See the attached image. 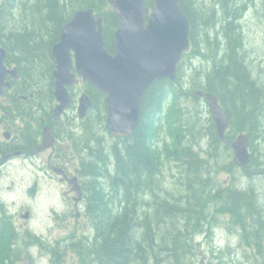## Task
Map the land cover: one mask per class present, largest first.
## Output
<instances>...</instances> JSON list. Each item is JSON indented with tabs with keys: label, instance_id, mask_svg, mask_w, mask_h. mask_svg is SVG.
<instances>
[{
	"label": "trees",
	"instance_id": "trees-1",
	"mask_svg": "<svg viewBox=\"0 0 264 264\" xmlns=\"http://www.w3.org/2000/svg\"><path fill=\"white\" fill-rule=\"evenodd\" d=\"M181 3L191 22L192 44L179 68L195 55L210 61L206 80L199 84L218 95L230 121L229 135H250L251 163L245 168L234 158L224 163L222 152L226 150L215 133L214 147L206 148L203 140L197 145L193 137L197 131L189 118L187 121V106H180L181 111L172 115L180 97L189 91L181 92L177 81L156 80L144 94L133 133L117 137L104 155L93 148L79 168L84 188L87 181L91 225L88 233L68 238L65 249L62 242L51 247L54 264L65 262L69 250L78 257L72 264H196L197 234L211 231L220 222L239 231L238 247L245 249L250 264H264V202L254 182L257 179L244 186L236 178L224 184L214 180L211 172L242 171L249 177L264 174V62L257 70L248 61L239 0ZM148 4L152 5L151 0ZM86 7H94L104 16L106 44L113 52L117 16L108 0H2L0 32L10 31L5 35L6 45L18 56L22 77L32 79L22 86L18 82L17 90L51 97L53 85L40 82L49 77L51 48L63 23L78 8ZM207 26L215 30L204 31ZM192 96L198 100L193 92ZM192 111L197 114V108ZM208 125L214 128L211 117ZM202 154L210 162L221 157L223 162L210 167ZM165 166L176 171L174 187L167 186ZM18 229L0 201V264L22 261L26 244L33 242L27 232L20 234Z\"/></svg>",
	"mask_w": 264,
	"mask_h": 264
},
{
	"label": "water",
	"instance_id": "water-1",
	"mask_svg": "<svg viewBox=\"0 0 264 264\" xmlns=\"http://www.w3.org/2000/svg\"><path fill=\"white\" fill-rule=\"evenodd\" d=\"M109 0L117 15L115 29V53L110 52L104 38V18L96 16L94 8L78 9L65 22L59 41L53 48L57 61L54 70L55 95L62 105L56 115L69 103L67 86H73L76 76L108 94V125L116 135L131 134L140 121L144 92L156 80L169 77L175 79L176 66L183 53L190 48L191 23L181 0ZM72 51H74L75 64ZM8 50L0 40V94L11 86L7 74L19 76L18 67L5 64ZM196 95L206 98L214 118L218 135L225 139L230 125L224 106L212 92L196 89ZM92 105L87 94L80 97L79 111L83 116ZM48 134V129L46 130ZM250 135L241 133L228 143L234 150L236 163L241 167L250 164ZM30 195L35 188L28 189ZM26 212L23 217H28Z\"/></svg>",
	"mask_w": 264,
	"mask_h": 264
},
{
	"label": "rangeland",
	"instance_id": "rangeland-1",
	"mask_svg": "<svg viewBox=\"0 0 264 264\" xmlns=\"http://www.w3.org/2000/svg\"><path fill=\"white\" fill-rule=\"evenodd\" d=\"M2 0L0 1V3ZM243 11V18L241 19V28L244 35V45L247 52L248 61L254 62V66L257 70L262 68L264 62V13L262 11V3L260 0H246L241 5ZM221 15H224L222 12ZM216 18V17H215ZM222 18V16H220ZM215 29L212 26H207L204 31L213 32ZM217 31V29H216ZM264 65V64H263ZM212 64L209 60H206L203 56L195 55L191 59H187L185 65L182 66L183 83H185V89L191 93L195 88L200 87L203 81H205L206 71L211 69ZM258 73V72H256ZM194 79L196 83H194ZM185 104L187 105V121L190 120V124H194L193 129L197 131L195 137V143L198 145V141H204L207 145L209 138L207 136L208 118L211 115L207 102L200 98L197 101L191 97H187ZM197 108V114L195 115L192 109ZM180 112V109H173L172 115L176 112ZM238 133L235 134V136ZM92 137V134H90ZM167 136V135H166ZM189 136V135H188ZM191 136V135H190ZM109 143V142H106ZM99 147L97 143L93 144V148ZM208 147V146H207ZM110 144H106L104 152H109ZM198 149V147H197ZM108 150V151H106ZM198 151V150H197ZM228 154V155H227ZM199 155V153H198ZM233 155V151L229 150L226 153L222 152V156L225 159L224 163L230 161ZM206 154H202L201 159L209 161V166L214 167L216 163H222L223 158L220 160L211 161L206 158ZM47 167L38 162L32 160H24L22 158H15L11 162H7L4 165H0V201L4 203L5 208L13 214L14 220L19 227H22V220H20L21 213L28 207L31 209L33 218L30 222V227H26L33 232H38L39 236L44 240L40 242H30L26 244V247L30 249L26 252L22 263L29 262L30 264H54L53 252H48L43 245L49 243L50 245L58 243H64V249L69 242H66L73 234L82 236L84 233H88L89 226L85 228V218H78L75 214L68 213V207L66 205V199L63 197L64 191L62 184L56 179L51 178L50 175H45ZM165 172L167 174V182L169 187H174V173L175 169L171 172V169L165 166ZM212 177L220 183L227 184L232 179L236 178L239 181V185L244 186L248 182L254 181L258 185L260 200L264 202V174H257L255 177L245 176L244 173L238 171L236 174L233 172H227L222 170L216 172L212 170ZM43 175H45L43 177ZM177 178V177H175ZM240 179V180H239ZM39 181L37 194L35 197H30L27 193V187L34 181ZM71 212V211H69ZM20 220V221H19ZM219 225L212 227L211 231L205 233H199L196 236L195 244L198 246V257L196 264H250V259L245 252L244 248H239V231L229 230V224L218 223ZM57 242V243H56ZM62 242V243H61ZM48 244V245H49ZM229 247L233 248V251H229ZM241 247V246H240ZM223 252H222V251ZM216 253V255L214 254ZM248 252L252 253V249L248 248ZM76 254L69 250L66 256V261L62 264H72L77 261ZM201 260V262H200ZM15 264V263H14Z\"/></svg>",
	"mask_w": 264,
	"mask_h": 264
},
{
	"label": "flooded vegetation",
	"instance_id": "flooded-vegetation-1",
	"mask_svg": "<svg viewBox=\"0 0 264 264\" xmlns=\"http://www.w3.org/2000/svg\"><path fill=\"white\" fill-rule=\"evenodd\" d=\"M262 11L264 13V4H262ZM8 33L10 31L0 32L1 43L8 49L6 65L9 68L18 66L20 75L13 78L11 74H7L6 79L11 81V87L6 88L5 94H0V165L11 162L15 158H22L46 166V170L44 167L41 168L45 170L42 172L52 176L54 180L58 178L57 180L64 188L61 193L65 195L63 197L66 199L68 210L71 211L68 213L75 214L78 218H85V228H87L91 225L86 194L88 186L86 187L87 181H85V188L83 187L82 175L78 167L90 156L89 152L93 151L94 143L99 145L96 148L98 153L102 152L103 155L102 147L105 149L106 144L115 145L117 143V137L111 134L108 127L107 95L79 77L77 84L68 87L72 98L68 108L56 115L55 109L59 102L54 94L53 71L57 61L53 55V48L59 38L51 48L50 61L53 62L51 64L49 62L47 67L49 77H42L40 80L46 85H53L54 95L50 97L45 93H25L22 88L21 91L17 90L18 82L22 86L23 82L27 83L32 79L22 77L18 56L10 51L5 42V35ZM74 54L73 52V63L75 64ZM73 71L77 74L75 65ZM84 92L92 97L93 106L88 109L84 118H80L78 102L80 95ZM45 127H48L46 140ZM214 133L217 134L216 128L207 126L209 141L206 148L215 146ZM45 141L49 143V146L39 150L38 146ZM219 142L221 148L227 152L232 149L228 146V137ZM34 182V185L39 183L36 180ZM26 210L31 209L28 207ZM32 218L31 213V218L27 221L23 219L22 227H30Z\"/></svg>",
	"mask_w": 264,
	"mask_h": 264
},
{
	"label": "bare ground",
	"instance_id": "bare-ground-1",
	"mask_svg": "<svg viewBox=\"0 0 264 264\" xmlns=\"http://www.w3.org/2000/svg\"><path fill=\"white\" fill-rule=\"evenodd\" d=\"M227 117H228V116H227ZM228 119H229V118H228ZM229 122H230V121H229ZM244 175H245V176H248V175H246L245 173H244Z\"/></svg>",
	"mask_w": 264,
	"mask_h": 264
}]
</instances>
